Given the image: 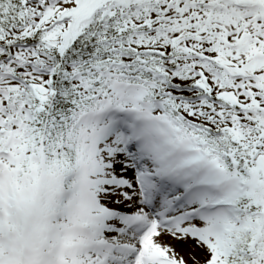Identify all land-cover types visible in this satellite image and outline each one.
Masks as SVG:
<instances>
[{"label":"snow or ice","instance_id":"obj_1","mask_svg":"<svg viewBox=\"0 0 264 264\" xmlns=\"http://www.w3.org/2000/svg\"><path fill=\"white\" fill-rule=\"evenodd\" d=\"M0 264H264V0H0Z\"/></svg>","mask_w":264,"mask_h":264}]
</instances>
